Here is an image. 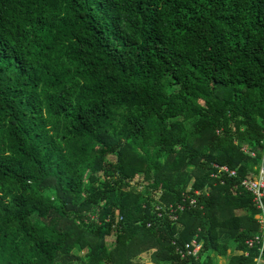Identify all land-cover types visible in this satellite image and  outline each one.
Returning <instances> with one entry per match:
<instances>
[{
    "label": "trees",
    "instance_id": "1",
    "mask_svg": "<svg viewBox=\"0 0 264 264\" xmlns=\"http://www.w3.org/2000/svg\"><path fill=\"white\" fill-rule=\"evenodd\" d=\"M263 137L264 0H0V264H255Z\"/></svg>",
    "mask_w": 264,
    "mask_h": 264
},
{
    "label": "built area",
    "instance_id": "2",
    "mask_svg": "<svg viewBox=\"0 0 264 264\" xmlns=\"http://www.w3.org/2000/svg\"><path fill=\"white\" fill-rule=\"evenodd\" d=\"M264 156V137L262 140ZM248 154L253 156V152L248 151ZM215 167L218 168V171L221 173H226L228 176H235L236 170L230 169L226 165H221ZM215 176V175H213ZM240 186L248 191L251 195V200L253 206L256 208L257 212L255 217L258 223V233L247 238L245 240V245L247 248H253L254 246L259 247V254L254 258L255 264H263L264 261L262 256L264 254V161L263 157L261 158L259 164L256 166V175L254 177L245 176L240 181ZM197 193V191H196ZM188 198V203L191 205L195 201L194 198L186 196ZM183 202L177 203L176 205L169 204L166 207L161 205H155V211L157 215H161L162 212L166 213L170 220L177 219V211H182L184 209ZM175 244V250L180 255L181 258L191 256L197 258L201 249V241L196 237H193L190 241L184 242L183 244H177L175 241L172 242ZM247 254V253H245Z\"/></svg>",
    "mask_w": 264,
    "mask_h": 264
},
{
    "label": "rangeland",
    "instance_id": "3",
    "mask_svg": "<svg viewBox=\"0 0 264 264\" xmlns=\"http://www.w3.org/2000/svg\"><path fill=\"white\" fill-rule=\"evenodd\" d=\"M108 158L113 159L114 157L113 156H109ZM144 179L145 178H144L143 174L141 173V174H139L138 177H136L135 179H133L130 182V189L132 191H134V192H138L141 195L142 198L143 197H146V196L149 197L153 193L150 190L149 191H146V189H145V187L143 185V181H142ZM188 182H191V179H188ZM90 219H95V216H90ZM113 239H114V235L113 234L106 238L107 242H111ZM80 253L82 254L83 253V250ZM137 259L140 260V262H143L144 264H153L150 261L149 252H147V253H141L140 255L137 256ZM220 260H221V262H223V259H220ZM70 261H71V264H75V259L74 258H70Z\"/></svg>",
    "mask_w": 264,
    "mask_h": 264
},
{
    "label": "crops",
    "instance_id": "4",
    "mask_svg": "<svg viewBox=\"0 0 264 264\" xmlns=\"http://www.w3.org/2000/svg\"><path fill=\"white\" fill-rule=\"evenodd\" d=\"M244 244H245V242H244ZM246 246V245H245ZM247 247V246H246ZM249 249V248H248ZM245 253H247V250L244 252V255H247V254H245ZM232 254V252L229 250L228 251V253H227V255L229 256V255H231ZM259 254V253H258ZM258 256V255H257ZM220 259H223V262H221V260ZM225 259V260H224ZM214 262H215V264H225L226 263V258L224 257V256H216L215 257V260H214Z\"/></svg>",
    "mask_w": 264,
    "mask_h": 264
}]
</instances>
